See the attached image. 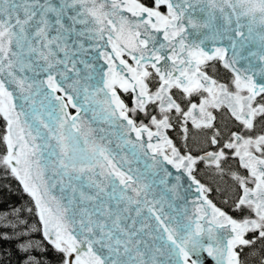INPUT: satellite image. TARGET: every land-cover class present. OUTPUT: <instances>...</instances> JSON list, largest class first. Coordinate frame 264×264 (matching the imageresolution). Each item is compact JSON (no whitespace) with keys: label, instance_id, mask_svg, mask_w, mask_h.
<instances>
[{"label":"snow or ice","instance_id":"snow-or-ice-1","mask_svg":"<svg viewBox=\"0 0 264 264\" xmlns=\"http://www.w3.org/2000/svg\"><path fill=\"white\" fill-rule=\"evenodd\" d=\"M0 264H264V0H0Z\"/></svg>","mask_w":264,"mask_h":264}]
</instances>
